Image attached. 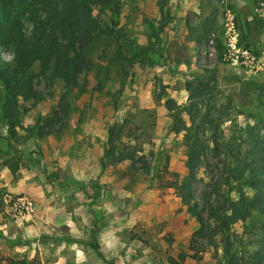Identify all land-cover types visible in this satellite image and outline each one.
I'll list each match as a JSON object with an SVG mask.
<instances>
[{"label":"rangeland","instance_id":"obj_1","mask_svg":"<svg viewBox=\"0 0 264 264\" xmlns=\"http://www.w3.org/2000/svg\"><path fill=\"white\" fill-rule=\"evenodd\" d=\"M37 2L23 5L27 32ZM95 3L78 89L53 60L43 71L37 62L38 97L18 95L14 131L0 116V264H168L181 251L184 264L249 259L260 221L192 243L200 225L175 185L199 139L193 188L205 218L219 186L239 195L227 185L238 151L264 134V0ZM18 198L32 207L19 211Z\"/></svg>","mask_w":264,"mask_h":264},{"label":"trees","instance_id":"obj_2","mask_svg":"<svg viewBox=\"0 0 264 264\" xmlns=\"http://www.w3.org/2000/svg\"><path fill=\"white\" fill-rule=\"evenodd\" d=\"M26 3L27 0H0V81L4 90L3 100L0 93V116L7 119L11 131L19 119V112L13 107L18 95L26 99L38 97L33 89L32 73L37 62L41 63L43 71L53 60L54 72L64 79L68 90L78 89L79 64L84 62L81 48H85H80V43L84 42L85 34L93 33L95 29L90 17L93 6L97 5L95 0H38L42 13L32 19L30 32L25 30L23 20ZM219 46L222 48L221 42ZM4 51L11 53L10 59L3 56ZM202 155L200 141L194 139L189 152V175L175 185L183 204L200 225L192 243H197V239L208 231L213 235L226 234L237 222L259 220L262 231L249 259L232 258L230 264H264V134L255 136L249 149L238 151L237 183L236 186L230 181L227 184L231 190L236 189L238 197L233 199L221 194L219 186L217 196L207 202L208 219L196 201L193 188L194 171ZM189 257L181 251L177 257L169 256L167 261L168 264H184ZM17 264L27 263L20 261Z\"/></svg>","mask_w":264,"mask_h":264},{"label":"built area","instance_id":"obj_3","mask_svg":"<svg viewBox=\"0 0 264 264\" xmlns=\"http://www.w3.org/2000/svg\"><path fill=\"white\" fill-rule=\"evenodd\" d=\"M222 1H224V0H222ZM262 5L264 6V4H262ZM232 24H233V22H232ZM229 28H230L231 31H233V35L231 37V42H230L229 45H230V47H232V50H236V48L238 46V41H237L238 34L234 31L233 25L229 26ZM214 37H215V35L212 34L210 36V39H209V44L211 46V49L215 45V38ZM201 49H202V47L199 46L198 50L201 51ZM237 51L240 52L242 54V56L246 58V60H248L249 52L247 50H237ZM212 54H213V52H210V55H212ZM237 57H239V56H237ZM14 206H15L16 209L18 208V210L21 211V212L24 211V210L28 211L32 207V202L30 200H26V198H18L16 200V202L14 203Z\"/></svg>","mask_w":264,"mask_h":264}]
</instances>
